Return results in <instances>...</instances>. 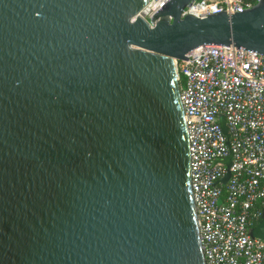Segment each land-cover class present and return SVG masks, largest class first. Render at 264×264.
<instances>
[{
    "label": "water",
    "instance_id": "95a60500",
    "mask_svg": "<svg viewBox=\"0 0 264 264\" xmlns=\"http://www.w3.org/2000/svg\"><path fill=\"white\" fill-rule=\"evenodd\" d=\"M188 1L0 0V264H205L173 59L264 55V0Z\"/></svg>",
    "mask_w": 264,
    "mask_h": 264
},
{
    "label": "built area",
    "instance_id": "2783aa9c",
    "mask_svg": "<svg viewBox=\"0 0 264 264\" xmlns=\"http://www.w3.org/2000/svg\"><path fill=\"white\" fill-rule=\"evenodd\" d=\"M167 1L148 0L144 18L149 21ZM258 1L189 0L181 16L232 14ZM186 57L173 61L205 264H264V240L250 233L264 210V55L232 45L203 44ZM229 153L227 166L223 159ZM227 171L223 184L220 179Z\"/></svg>",
    "mask_w": 264,
    "mask_h": 264
}]
</instances>
